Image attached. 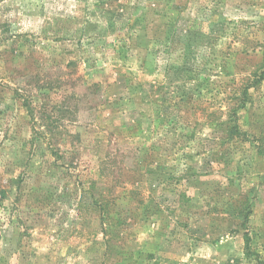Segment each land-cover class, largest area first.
Masks as SVG:
<instances>
[{
	"label": "rangeland",
	"instance_id": "374dc122",
	"mask_svg": "<svg viewBox=\"0 0 264 264\" xmlns=\"http://www.w3.org/2000/svg\"><path fill=\"white\" fill-rule=\"evenodd\" d=\"M0 264H264V0H0Z\"/></svg>",
	"mask_w": 264,
	"mask_h": 264
},
{
	"label": "trees",
	"instance_id": "16d2710c",
	"mask_svg": "<svg viewBox=\"0 0 264 264\" xmlns=\"http://www.w3.org/2000/svg\"><path fill=\"white\" fill-rule=\"evenodd\" d=\"M246 97H247V90H246V88H244V91L241 92V96H240V98H239L238 101H242L241 103H243V101L246 100ZM242 106H243V104H239L237 108H233V110H231V111L229 112V113H231L232 117L235 115V113L237 112V110H238L240 107H242ZM95 203L101 208L102 211L108 213V211H106V209H105V208H106V206H105L106 204H105V202H104L103 200L99 201L98 198H95ZM106 213H105V214H106ZM237 213H238L239 216H241V215L243 214V212L240 211V210H238ZM105 214H104V215H105ZM243 215H244L245 218H247L249 214H248V213H244ZM108 242H109V241L107 240V243H108Z\"/></svg>",
	"mask_w": 264,
	"mask_h": 264
}]
</instances>
